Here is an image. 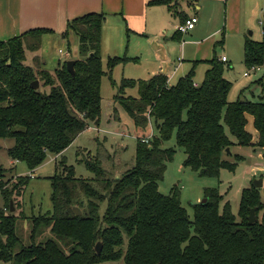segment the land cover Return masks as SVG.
Here are the masks:
<instances>
[{
  "label": "trees",
  "instance_id": "trees-1",
  "mask_svg": "<svg viewBox=\"0 0 264 264\" xmlns=\"http://www.w3.org/2000/svg\"><path fill=\"white\" fill-rule=\"evenodd\" d=\"M172 1L152 0L149 5L174 9ZM105 20V14L89 13L68 23L64 36L70 44V36L75 35L82 54L73 59L75 74L68 70L67 61L54 73L41 69L38 56L32 65L25 64L27 53L41 47L47 29L0 42V138L14 139L8 148L11 159L36 169L49 155L62 154L90 123L100 124L103 77L118 65L136 60L126 55L109 57L105 67L100 54ZM244 61L249 68L264 65V41L247 39ZM210 64L200 84L195 83L194 68L175 84L165 74L123 78L113 100L142 134L135 164L117 178L103 167L101 153L85 159L94 173L87 179L77 177L74 167L62 160V172L51 177L52 211L29 218L30 243L20 236L21 216L10 212L9 203L15 192L22 195L29 176L16 177L9 187L6 169L0 164V194L5 201L0 207V263L264 264L260 188L251 185L243 190L238 218L217 189L206 188L207 202L193 205V219L177 185L170 194L159 190L176 154L175 148L164 146L174 134L186 154L184 166L204 177H219L223 168L235 170L244 158L233 153V145H255L264 151V98L231 101L232 82L224 76L223 62L215 56ZM35 80L49 91H36ZM130 88H136L138 96L126 95ZM247 114L253 116L259 134L255 144L247 130ZM150 124L154 135L149 143L143 142ZM225 155H233L234 160ZM75 206L81 215L75 214ZM252 208L257 220L250 223ZM46 232L49 236L38 240ZM100 241L103 248L98 254L95 247Z\"/></svg>",
  "mask_w": 264,
  "mask_h": 264
},
{
  "label": "rangeland",
  "instance_id": "rangeland-1",
  "mask_svg": "<svg viewBox=\"0 0 264 264\" xmlns=\"http://www.w3.org/2000/svg\"><path fill=\"white\" fill-rule=\"evenodd\" d=\"M256 27V26H254ZM253 31V28L248 30V33ZM108 39L114 34L107 29ZM117 33V32H116ZM110 34V35H109ZM128 32L123 31V37L128 41ZM131 35V34H130ZM112 39V38H111ZM71 40V39H70ZM177 42L179 38L176 37ZM218 40L222 41L216 45V54L219 56L226 55L229 57V51L232 48L234 58L231 62H224V76L232 82V88L229 93V99L236 100L240 91L244 90L241 99H249L253 101L260 100L264 89V65L260 66V70L252 72L250 76H245V72L249 67L243 61V54L240 47L235 45V37L227 41L225 31L220 34ZM131 44L133 43L130 36ZM263 41V40H262ZM69 44L68 39L63 35L55 37V35L43 36L41 47L35 52L27 53L25 64H33L34 57L41 55L43 58V68L51 73H54L59 68L60 63H64L71 58H67L64 53L59 50L67 52L68 49L72 52V57L76 55L81 57L79 48L76 50L73 42ZM128 42L127 44H129ZM130 44V45H131ZM228 47V52L225 51ZM104 65L106 67L108 54L100 49ZM118 54V55H124ZM117 56V55H116ZM145 66V65H144ZM146 67V66H145ZM143 65L129 64L118 65L114 68L111 74H107L102 79V114L100 124L90 123V128L81 133L77 139L69 146L64 153L57 156L49 155L46 161L36 169H29L24 162H12L8 154V148L14 145V139L0 138V164L6 169L5 180H10L9 187L15 183L18 176H29V180L22 190V195L19 196L15 192L14 199L10 200L11 210L17 215H20L18 231L20 236L26 243H30L31 223L29 218L32 216L45 214L52 211V184L51 177L56 173H60L63 167L60 165L62 160L66 164L73 166L77 177L93 178L94 173L86 166L85 159L98 157L101 153V162L103 167L115 174L117 178L127 169L133 167L135 164L137 139L142 134L137 131L132 119L126 111L119 105L114 103V96L118 94V87L123 78L128 79H146L149 77L144 71ZM205 65L196 68L194 80L201 83L204 80ZM178 75L172 84H175L179 77L185 75ZM262 81L263 84H259ZM115 83V84H114ZM42 91L48 92L49 88H42ZM126 95L138 96L136 88L126 90ZM118 115V116H117ZM251 119L248 123L250 133ZM254 126V123H252ZM99 130H98V129ZM151 126L147 128L146 135L151 134ZM126 132L127 136L123 137L118 132ZM256 141V133L252 134ZM232 140L236 143V139L230 135ZM253 140V141H254ZM254 141V143H256ZM165 147H173L176 149V154L172 161L168 163L166 173L163 180L159 183V190L164 194H170L171 189L177 185L180 190L181 201L186 207L191 219L194 217L193 205L202 202L205 198L206 188H215L223 196V201H229L232 212L237 216L239 214L240 202L242 192L245 188L250 187L253 181L259 178L263 179V186L260 187L262 201L264 203V152L256 146H244L239 149L238 145L232 148L234 154L241 153L244 155V160L240 161L235 170L226 168L221 169L219 177H204L199 175L196 171L185 167L184 160L186 154L176 142V134L165 142ZM262 153V154H261ZM110 157V158H108ZM225 158L233 161V155H225ZM8 203V201H7ZM5 206V201L0 194V207ZM12 206L14 209L12 210ZM106 202L102 204L101 213L104 212ZM23 211V212H22ZM8 212V211H7ZM28 217L23 219V214ZM49 236V233L41 235L38 240H44ZM126 243L128 237L125 236ZM4 264V263H0Z\"/></svg>",
  "mask_w": 264,
  "mask_h": 264
},
{
  "label": "crops",
  "instance_id": "crops-1",
  "mask_svg": "<svg viewBox=\"0 0 264 264\" xmlns=\"http://www.w3.org/2000/svg\"><path fill=\"white\" fill-rule=\"evenodd\" d=\"M150 1L152 0H0V42L40 28L48 30L44 36L49 34L59 37L66 32L71 20L89 13H102L106 20L102 28L101 51L109 55L107 59L125 53L123 56L136 60L120 65L142 64L143 67L146 66L145 70L148 69L144 71L149 76L146 79L156 74H165L172 84L178 75H187L193 68L196 70L205 65L207 71L211 67L210 60L215 56L220 61L225 56L227 60L222 61L223 63L231 62L234 58L232 48L229 57L216 54V45L222 42L218 37L224 31L227 35L225 46L230 38L235 37V45L241 48L243 61L247 39L264 41V0H173L171 4L175 5L174 9L166 4L149 5ZM191 16L199 18L196 27L187 34L179 35L177 25ZM250 28L253 31L248 33ZM107 29L114 34L112 39H108ZM125 29L128 32L127 42L123 40ZM176 37L179 38L178 42ZM70 39L77 50L78 38L72 34ZM128 42L130 43L127 44ZM67 51L71 53V59L79 57L76 55L73 58L71 50ZM225 51L228 52V47H225ZM38 57L41 69H44L43 58L41 55ZM243 92L242 89L237 98H241ZM260 98H264V94ZM250 119V128L253 129L251 134L256 133L257 136L256 141L252 139L255 144L259 134L252 125L253 116L247 114L248 123ZM248 123L247 130L250 132ZM238 146L239 149L244 147ZM234 147L233 145L232 148ZM238 154L244 158V155ZM12 162L17 160L12 159Z\"/></svg>",
  "mask_w": 264,
  "mask_h": 264
},
{
  "label": "built area",
  "instance_id": "built-area-1",
  "mask_svg": "<svg viewBox=\"0 0 264 264\" xmlns=\"http://www.w3.org/2000/svg\"><path fill=\"white\" fill-rule=\"evenodd\" d=\"M198 21H199L198 16H191V17L187 18L184 22H182V23H180L179 25H177V30H178V32H180L181 34H187V33H189L191 30H193V29L196 27ZM61 52L64 53L65 56H67V58H70V57H71V53H70L69 51L65 52V51H62V50H61ZM226 60H227V58L224 56V57L222 58V61H226ZM258 70H260V66H258V65H254V66L250 67L249 70L246 71L244 75H245V76H250V74H251L252 72L254 73V72L258 71ZM150 125H151V127H152L151 134L142 137V141H143V142H147V143H149L150 139H151V138L153 137V135H154V128H153V125H152V124H150ZM89 128H90V127H89ZM89 128H88V129H89ZM97 129H98V128H97ZM98 130H99V129H98ZM118 133H119L121 136H123V137L127 136V133L124 132V131H123V132H118Z\"/></svg>",
  "mask_w": 264,
  "mask_h": 264
},
{
  "label": "water",
  "instance_id": "water-1",
  "mask_svg": "<svg viewBox=\"0 0 264 264\" xmlns=\"http://www.w3.org/2000/svg\"><path fill=\"white\" fill-rule=\"evenodd\" d=\"M67 68L72 74H75V60H73V59L68 60L67 61ZM32 86L36 91L42 90L39 80H35L32 83ZM228 151H229V149H228ZM252 185L257 187V188H260L261 186H263V179L259 178V179L254 180ZM206 202H207V199L204 198L202 200V203H206ZM13 209H14V207L12 206V210ZM73 210H74L75 214L78 216L82 214V210L77 206H75L73 208ZM248 219H249L250 223H253L257 220L256 208L251 209ZM95 248H96L97 253L100 254L102 252L103 242L102 241L98 242Z\"/></svg>",
  "mask_w": 264,
  "mask_h": 264
}]
</instances>
